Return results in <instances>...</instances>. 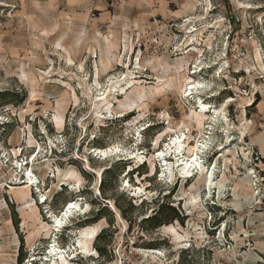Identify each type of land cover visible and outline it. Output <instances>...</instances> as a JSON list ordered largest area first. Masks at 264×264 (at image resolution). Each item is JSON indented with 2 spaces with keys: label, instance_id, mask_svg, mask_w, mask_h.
Returning <instances> with one entry per match:
<instances>
[{
  "label": "rangeland",
  "instance_id": "1",
  "mask_svg": "<svg viewBox=\"0 0 264 264\" xmlns=\"http://www.w3.org/2000/svg\"><path fill=\"white\" fill-rule=\"evenodd\" d=\"M200 99L230 140L196 123ZM182 134L185 156L209 148L201 176L166 154ZM71 201L83 210L55 228ZM163 202L181 219L144 222ZM53 244L69 264H264V0H0V264L22 245V264H53Z\"/></svg>",
  "mask_w": 264,
  "mask_h": 264
},
{
  "label": "bare ground",
  "instance_id": "2",
  "mask_svg": "<svg viewBox=\"0 0 264 264\" xmlns=\"http://www.w3.org/2000/svg\"><path fill=\"white\" fill-rule=\"evenodd\" d=\"M204 93H206V88L203 86L201 82L192 81L188 85H186L185 94H186V97L190 100L192 99L194 100V98L196 97L198 98V96H201ZM198 103H199V110L193 113L192 115V117L196 118V123L199 126H203L204 121L209 120L211 122L210 124L214 127V130L218 128V126L223 127L224 129H226V131L224 130L226 132V135H229L231 130H233V128L231 127V123L227 117V111L222 110V113L220 114L218 109L203 102L201 99ZM224 106L226 107L227 103ZM220 121H221V124H220ZM230 138L231 137L229 135L228 139L230 140ZM190 142H191L190 137L186 136L185 134L184 135L182 134V136H177L174 139L171 138L170 142L168 143L166 147V154H168V156L171 155V157L172 156L175 157L176 166L179 168L180 173L183 176L191 177L193 174L197 172H201L200 174L201 176L203 175L204 171H201L203 168V163L201 162V158L199 154L201 153L202 155V152L206 151V149H209V148L207 147L206 144L205 145L200 144V142L198 141L196 146L193 148V152L190 155V157L185 156V150L187 148V145H189ZM225 148L226 147H220V151L223 152ZM115 150L116 148H94V154L101 158H108V157H111L113 154H115ZM159 156L160 157L164 156V153L160 154ZM25 176H26L25 177L26 180L24 181L23 184L25 185V190L27 191L28 196H29L31 188L37 184V181L31 172H28ZM213 178H214V169L213 170L209 169L205 176V189H207L208 192H211V188L214 186ZM69 181L70 180L68 179L66 181V184L71 185ZM82 210L83 208L80 207L78 202L71 201L65 205L60 216H55L51 214L50 217L53 219L55 228H60L61 226H63V223L67 221L69 216H71V214H74ZM167 230L170 231L171 234H173L172 237L175 239L176 242H179L181 240V238L176 234L173 228L172 230H170L169 228ZM97 233H98V229L93 228V227H88L87 229L80 231L79 234L83 237V239L78 242V247H79V250L81 251L80 252L81 254H85L87 256L91 255L92 250L90 248V242L94 240ZM76 249L77 250L75 251H79L77 247ZM155 251L156 250L154 249L149 252L155 253ZM48 254L50 256L49 261H51L53 264H56V261L61 264H69V259H67L65 255L66 251L62 250L56 244H53L50 247V251Z\"/></svg>",
  "mask_w": 264,
  "mask_h": 264
},
{
  "label": "trees",
  "instance_id": "3",
  "mask_svg": "<svg viewBox=\"0 0 264 264\" xmlns=\"http://www.w3.org/2000/svg\"><path fill=\"white\" fill-rule=\"evenodd\" d=\"M124 169H122L123 171ZM121 171V172H122ZM112 171H106L105 173L108 175L110 174ZM105 182H106V179L105 180H102L101 181V184H100V192L103 196L106 195V188H105ZM104 199H107L106 197H104ZM115 205L118 209L121 210V207L119 205V203L116 201L115 202ZM173 210L174 211V219H181V217L179 216V214L176 212V209H174L173 207L169 206L168 203H162L161 205H159V211L151 218H148V219H144V222H151V221H156L158 223L157 226H160L162 224H165L166 222L161 218V214L165 211V210ZM122 211V210H121ZM99 219V218H98ZM160 219V220H159ZM88 221V220H87ZM103 233V231H102ZM100 238V235L97 237V239ZM96 239V240H97ZM97 250L99 251V253L103 254V251L102 249H100L99 247H97ZM23 251V245L20 247V250H19V254H18V262L17 264H22L23 263V259H24V255H22V252Z\"/></svg>",
  "mask_w": 264,
  "mask_h": 264
},
{
  "label": "crops",
  "instance_id": "4",
  "mask_svg": "<svg viewBox=\"0 0 264 264\" xmlns=\"http://www.w3.org/2000/svg\"><path fill=\"white\" fill-rule=\"evenodd\" d=\"M17 263V262H16ZM3 264H8V263H3Z\"/></svg>",
  "mask_w": 264,
  "mask_h": 264
}]
</instances>
